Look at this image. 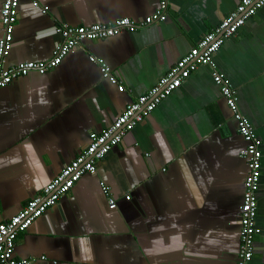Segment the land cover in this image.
Returning <instances> with one entry per match:
<instances>
[{"label": "crops", "instance_id": "0c3cea01", "mask_svg": "<svg viewBox=\"0 0 264 264\" xmlns=\"http://www.w3.org/2000/svg\"><path fill=\"white\" fill-rule=\"evenodd\" d=\"M32 1L20 0L8 65L49 58L61 40L56 25L135 21L157 6V0H36L37 7ZM239 1L168 0L163 22L80 41L55 68L0 88V221L22 209L84 149L90 131L108 127ZM99 60L123 91L102 75ZM213 60L137 123L96 163L95 174H83L19 233L15 256L34 264H236L248 167L239 156L245 143L212 79L217 70L261 140L252 264H264V6Z\"/></svg>", "mask_w": 264, "mask_h": 264}, {"label": "built area", "instance_id": "2783aa9c", "mask_svg": "<svg viewBox=\"0 0 264 264\" xmlns=\"http://www.w3.org/2000/svg\"><path fill=\"white\" fill-rule=\"evenodd\" d=\"M37 7L40 3L32 1ZM168 0H157L152 14L138 20L119 17L108 23L71 26L60 24L54 31L61 36L49 58L44 60L22 61L13 65L6 63V58L13 46V32L18 18L20 0H2L0 9V88L12 80L28 75L31 72L43 74L58 66L63 58L83 40H95L111 37L121 31L135 32L167 18ZM264 6V0H240L236 7L226 15L213 29L203 34L198 43L179 58L149 89L137 96L115 120L100 131L88 133V143L61 171L54 176L28 203L16 214L5 221H0V264H34L32 258H18L14 254L15 240L19 233L26 231L31 224L43 215L56 201L68 193L83 174H95L96 163L113 147L118 145L134 126L151 113L166 97L172 94L181 83L200 65L213 67V56L225 40L234 36L246 20L256 15ZM47 6H41V12H47ZM92 61L96 60L90 56ZM102 75L119 91L124 90L121 80L110 71L105 63L98 61ZM212 79L220 89L236 131L245 145L239 156L246 160L248 171L243 181V196L239 213V246L236 264H252L255 236L260 232L256 225L257 191L261 176V140L255 128L242 113L236 90L228 77L213 70ZM102 191L107 195L108 187L100 182ZM126 198L128 196L126 195ZM110 209L116 208V201L109 198ZM44 258V257H41Z\"/></svg>", "mask_w": 264, "mask_h": 264}]
</instances>
